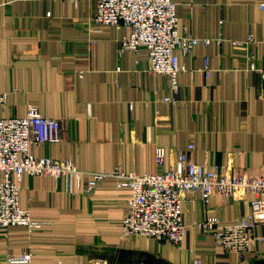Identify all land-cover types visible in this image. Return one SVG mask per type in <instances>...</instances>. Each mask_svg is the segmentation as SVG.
<instances>
[{
	"label": "crops",
	"instance_id": "0c3cea01",
	"mask_svg": "<svg viewBox=\"0 0 264 264\" xmlns=\"http://www.w3.org/2000/svg\"><path fill=\"white\" fill-rule=\"evenodd\" d=\"M173 1L179 34L199 39L190 54L176 51L174 90L167 76L146 71L145 49L118 52L130 30L93 23L95 0H0V117H23L33 104L59 119L63 139L32 144L30 152L84 172L166 171L187 153L227 175H263L264 78L247 59L264 68V0ZM248 35L247 47L233 44ZM156 147L165 153L161 167ZM90 180L89 173L79 181L23 174L20 207L43 225L0 228L1 264L25 251L31 261L12 264H264V243L238 257L198 225L217 217L221 228L246 216L250 193H215L208 203L183 193L186 231L175 245L125 236L130 187L108 177L86 193ZM254 233L264 234V226Z\"/></svg>",
	"mask_w": 264,
	"mask_h": 264
},
{
	"label": "built area",
	"instance_id": "2783aa9c",
	"mask_svg": "<svg viewBox=\"0 0 264 264\" xmlns=\"http://www.w3.org/2000/svg\"><path fill=\"white\" fill-rule=\"evenodd\" d=\"M77 1V0H74ZM96 9L91 18L95 24H109L115 28H129V35L118 41V52L139 54L147 51L146 71L169 78L170 86L177 88V75L181 70L177 50L190 54L198 38L179 34L176 4L173 0H95ZM264 8V5L262 6ZM46 15H50L47 13ZM208 43V39L203 40ZM248 35L244 42H252ZM248 68L257 70L264 78V68H256L253 57L248 56ZM207 73V70H205ZM6 93L0 94L4 104ZM63 139L59 119L40 114L36 105L27 106L23 117H0V228L24 226L36 231L42 223L31 218L28 209L20 207L19 185L23 174L51 175L80 180L84 173L91 180L83 187L91 193L96 183L108 177L118 178L119 184L131 189L128 213L122 221L125 236L138 235L179 244L186 226L181 209L182 194L197 192L205 203L215 193L228 199L238 193H250V212L232 224L218 227L217 217H207L199 222L200 229L211 233L225 253L243 257L251 246L264 243V234H255L257 225L264 226V174L247 176L227 175L218 166H206L191 161L187 153L178 156L174 166L166 171L137 174L115 168L112 172H84L70 160H55L48 156L37 157L30 152L32 144L54 143ZM189 145V149H192ZM163 148L156 147L155 163H164ZM31 254L23 252L19 258L6 263H29Z\"/></svg>",
	"mask_w": 264,
	"mask_h": 264
},
{
	"label": "rangeland",
	"instance_id": "374dc122",
	"mask_svg": "<svg viewBox=\"0 0 264 264\" xmlns=\"http://www.w3.org/2000/svg\"><path fill=\"white\" fill-rule=\"evenodd\" d=\"M0 264H1V262H0Z\"/></svg>",
	"mask_w": 264,
	"mask_h": 264
}]
</instances>
